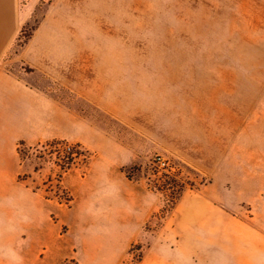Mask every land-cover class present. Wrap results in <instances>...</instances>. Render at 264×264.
<instances>
[{"label": "rangeland", "instance_id": "1", "mask_svg": "<svg viewBox=\"0 0 264 264\" xmlns=\"http://www.w3.org/2000/svg\"><path fill=\"white\" fill-rule=\"evenodd\" d=\"M22 1L6 69L45 97L49 129L67 108L78 138L95 133L115 145L108 155H132L118 173L156 197L121 264H264L263 168L246 165V135L242 152L229 157L242 165L227 169L239 171L232 183L212 185L213 166L204 175L165 150L204 146L214 164L221 139L240 131L253 106L254 127L263 128L264 0ZM19 153L18 180L49 202L45 220L30 218L42 230L28 231L16 215L13 227H0V264L46 263L54 243L76 244L61 214L71 212L73 186L102 155L77 139L19 143ZM157 155L170 158V175L154 167ZM110 227L123 225L116 217Z\"/></svg>", "mask_w": 264, "mask_h": 264}, {"label": "crops", "instance_id": "2", "mask_svg": "<svg viewBox=\"0 0 264 264\" xmlns=\"http://www.w3.org/2000/svg\"><path fill=\"white\" fill-rule=\"evenodd\" d=\"M23 9L22 0H0V227H13L14 223L9 216L16 215L22 216L28 231L31 232L33 229V232H36L42 230L41 225L37 221L32 223L31 215L38 216L41 218L40 221L45 220L46 217L45 208L49 201L18 180L19 170L17 172L16 162L20 159L19 143L32 146L36 142L39 144L53 140L77 139L78 144L89 150L98 151L102 157L93 161L85 176H81V181L73 186L76 200L71 212L61 214L64 220L72 224L70 242L76 244L73 246L71 243H61V245L54 243L49 259L47 258L48 262L40 263L36 259V264H51L53 261L59 263L69 258L77 260L79 264H121L126 257L128 247L141 231V226L156 209V203L153 204L151 201V196L154 195L151 191L143 189L140 182H133L126 175L118 173H123L122 169L130 162L132 155L120 159H116L113 154L108 155L106 148L110 147L116 152V147L108 143L102 135L104 139L98 138L103 140L102 143L96 141L95 133L79 139L77 117L70 115L69 118L67 108L57 109V115L54 117L55 125L50 126L53 129L51 132L47 127L46 116L49 111L45 97L38 89L32 88L27 80L6 69L3 61L22 30ZM28 52L30 53L29 50L24 53L25 61L29 56ZM70 86L73 90V85ZM259 101L264 104V97ZM256 109L257 107L253 106L251 112L247 113L240 131L238 128L233 129L230 136L226 135L221 139L220 143L225 147L216 151L217 160L214 164L204 160V146L187 147L180 150L179 154L178 150L173 151L174 148H165V150L201 174H206L204 168L213 166L215 175L212 177V185L218 182L232 183L234 178L240 177L239 171H227V169L242 167L239 162H232L233 152H242L239 148L240 144L242 147L246 135L247 144L244 147L252 158L245 161L246 165L253 169L262 167L263 170L257 173L262 172L264 180V113L263 128H256L253 123L260 118L257 117ZM70 112L78 116L71 110ZM140 135L144 134L140 133ZM152 143L159 147L157 143L153 141ZM161 148L164 149L162 146ZM161 148L159 147L160 150ZM236 158L239 159L238 155ZM255 172L254 170L252 173ZM114 174L119 176H112ZM140 196H145L146 200H140ZM116 217L123 227H110L113 218ZM77 248L79 252L77 251L76 257ZM6 260L4 263L10 264L11 259L7 257ZM11 264H15L14 261Z\"/></svg>", "mask_w": 264, "mask_h": 264}, {"label": "built area", "instance_id": "3", "mask_svg": "<svg viewBox=\"0 0 264 264\" xmlns=\"http://www.w3.org/2000/svg\"><path fill=\"white\" fill-rule=\"evenodd\" d=\"M71 150L70 148L68 149ZM154 167L157 169L159 174L170 175L172 173L173 167L171 166L170 158L157 155L153 162Z\"/></svg>", "mask_w": 264, "mask_h": 264}, {"label": "trees", "instance_id": "4", "mask_svg": "<svg viewBox=\"0 0 264 264\" xmlns=\"http://www.w3.org/2000/svg\"><path fill=\"white\" fill-rule=\"evenodd\" d=\"M58 145H59V144H58ZM60 145H61V144H60ZM20 146H22V147H23V146H25V144H24V143H21V144H20Z\"/></svg>", "mask_w": 264, "mask_h": 264}]
</instances>
